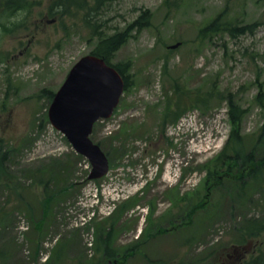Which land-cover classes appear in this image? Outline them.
<instances>
[{
    "label": "rangeland",
    "instance_id": "rangeland-1",
    "mask_svg": "<svg viewBox=\"0 0 264 264\" xmlns=\"http://www.w3.org/2000/svg\"><path fill=\"white\" fill-rule=\"evenodd\" d=\"M81 1L28 2L11 17L4 16L0 1V34L27 37L8 44L36 45L0 49V152L7 153L0 167V264H107L100 236L111 226L114 252L121 256L130 249L125 264H178L185 254L201 256L214 248L217 255L230 253L245 221L264 219V165L263 186L251 190L249 204L235 206L228 192L221 200L218 193L216 215L198 217L189 229L186 222L196 210L177 200L188 193L195 201L200 166L229 135L228 97L244 111L243 134L254 137L262 124L254 99L264 94V0H104L93 15L81 9ZM141 16L147 27L133 29L112 61L131 63L130 84L111 118L98 121L91 135L104 151L111 142L113 156L119 146L125 153L112 158L104 177L89 180L88 161L49 123L47 94L57 92L94 48L97 38L86 18L109 36ZM217 16L221 28L249 30L201 37L200 29ZM205 86L214 89L207 110L182 96ZM178 102L186 114L173 123ZM171 168L177 176H167ZM49 181L48 192L67 190L48 207L43 188ZM92 214L98 221L88 224ZM153 224L169 229L154 235ZM248 241H264V232Z\"/></svg>",
    "mask_w": 264,
    "mask_h": 264
},
{
    "label": "trees",
    "instance_id": "trees-1",
    "mask_svg": "<svg viewBox=\"0 0 264 264\" xmlns=\"http://www.w3.org/2000/svg\"><path fill=\"white\" fill-rule=\"evenodd\" d=\"M102 1L104 0H88L89 5H87L86 1L82 0L80 7L81 9H88L89 14L93 15L92 13H95L98 10V7L102 4ZM86 20L87 21L85 22L88 24L87 26L93 29L91 37L96 36L97 38L94 48L90 54L103 59L107 64L113 66L123 79L124 90L127 89L130 84L129 79L131 63L129 61L113 63V57L116 52H118V50L128 41L133 29L139 31L143 27H147V17L141 16L129 24L126 29L117 31L109 36H104L101 30L98 29L94 23L93 25L95 27L88 23L90 20L87 18ZM221 27L222 25L220 23L219 16H217L209 24L200 29L199 35L201 37H205L206 34L217 33L219 31H228L230 34L234 35L237 32L244 33L245 29L249 30V27L237 28L236 25L229 27V24L223 25V28ZM204 84L206 85V83ZM212 94H214V89L211 88L210 90H207L205 86V88L201 89V92H197L196 96L193 97V105H198L200 110H207L213 102L210 98ZM184 96L189 98V100L192 99V96L189 97L188 90L184 92ZM47 97L52 99L53 94L48 93ZM254 101L261 109L262 124L260 128L254 133V137H251V135L243 134L242 132L241 124L244 118V111L239 108L230 97H228V111L226 115L230 124L229 135L222 149L214 157L208 159L202 166H200L199 170L203 172V178L200 180V187L194 190L195 201L193 202L190 200L188 193L177 200L178 203H185L191 208H207V210L212 211V213L209 215L208 213L201 211L190 212L193 216V220H188L186 222V225L188 226L187 229L192 227V225H195V222H199L198 217L204 216L206 219H208L216 215L214 214V208L220 206V203L218 199L215 200L214 198L218 193L220 194L219 199L221 200L220 197H222L224 193L228 192L232 197V202L234 205L243 207L245 204H249L252 200V198L250 199L252 189L256 191L261 190L263 186V174L260 172L263 167H261V165H264V94L259 91L255 96ZM185 114L186 111L183 113H177L176 116L171 115L170 119L173 121V123H176ZM169 116L170 113L167 112L164 115V121L169 119ZM109 143L110 148L108 147L107 151H104L100 144H97L107 156L109 165L111 166L113 165L112 158L118 157L121 154L122 148L119 146L121 151L119 150L120 152L113 156L112 153L114 152V147H112L111 142ZM123 153L118 157V159L123 156ZM6 157L7 153L0 152V167H2V164L7 159ZM68 170H70V168H68L67 171ZM62 171L63 170L61 169L60 172ZM49 183L50 181L44 183L43 188L47 194L44 198V203L47 204L46 206L48 207L53 203L54 199L57 198V194L64 193L67 190V187L65 186L58 189L54 188L53 191L48 192ZM128 203L130 202L127 201L123 205H120L118 210H120L121 207H126L129 205ZM152 228L154 235H158L166 231H161V226L155 224H153ZM113 229L114 228L112 226L109 227L105 235L103 237L100 236L103 244V255L108 260L107 264H125L128 257L132 256L130 254V249L127 248L125 251H123L121 256L114 252V249L111 246V235ZM262 232H264V219L261 221L252 222L245 221L244 225L239 228L238 234L234 235V240L236 243L242 244L248 238H255ZM195 234L198 235V231H196Z\"/></svg>",
    "mask_w": 264,
    "mask_h": 264
},
{
    "label": "water",
    "instance_id": "water-1",
    "mask_svg": "<svg viewBox=\"0 0 264 264\" xmlns=\"http://www.w3.org/2000/svg\"><path fill=\"white\" fill-rule=\"evenodd\" d=\"M122 92L123 81L117 71L103 59L86 55L70 69L50 103V124L66 137L77 154L89 161L91 180L105 176L109 162L89 136L98 120L112 115Z\"/></svg>",
    "mask_w": 264,
    "mask_h": 264
},
{
    "label": "flooded vegetation",
    "instance_id": "flooded-vegetation-1",
    "mask_svg": "<svg viewBox=\"0 0 264 264\" xmlns=\"http://www.w3.org/2000/svg\"><path fill=\"white\" fill-rule=\"evenodd\" d=\"M3 7V14L6 17L17 16L20 11L24 10V7L28 6V2L33 3L37 6V0H0ZM35 6V7H36ZM17 13V14H15ZM0 26V30H1ZM24 29V27H23ZM10 33L0 34V49L7 50L8 52L11 49H22V50H33L36 48L35 44H30L29 41L26 44H21L18 46L8 44L9 40H20L23 42L27 37H16L10 36ZM33 38H36L34 36ZM2 46V47H1ZM23 46V47H22ZM22 47V48H21ZM22 51H20L21 53ZM174 114L180 112V106L176 109H173ZM195 210H200L195 208ZM247 242V240H246ZM235 244L230 242L231 247L233 248L230 253L227 254H216V248L209 250L208 252L197 256H188L185 254L183 257H180L178 264H264V241L262 242H252L248 243ZM223 255V256H221ZM200 256V257H199Z\"/></svg>",
    "mask_w": 264,
    "mask_h": 264
}]
</instances>
